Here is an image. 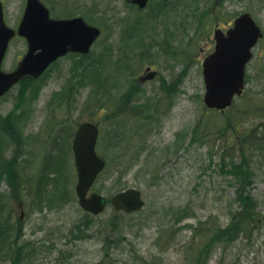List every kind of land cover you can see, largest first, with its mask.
I'll use <instances>...</instances> for the list:
<instances>
[{"label": "rangeland", "instance_id": "374dc122", "mask_svg": "<svg viewBox=\"0 0 264 264\" xmlns=\"http://www.w3.org/2000/svg\"><path fill=\"white\" fill-rule=\"evenodd\" d=\"M23 1H7L10 25ZM50 3L58 13L65 5L80 3L79 11L89 6L86 0ZM161 4L151 0L150 9L138 12L123 0H95L97 14L87 17L103 33L93 53L62 57L40 78L23 80L0 98V225L7 228L0 230V264H188L191 225L225 228L229 222L238 182L226 173L230 146L223 145L232 139L218 134L226 114L204 103L202 60L213 49L216 25L227 28L244 11L264 29V0H174L162 13L152 12ZM145 14L147 27L126 47ZM139 35L164 37L167 52L138 48L149 42ZM22 46L12 41L7 65ZM254 53L245 92L235 102L252 116L264 107V38ZM152 60L158 77L139 85L135 78ZM85 120L99 125L97 148L108 161L92 190L110 198L139 188L142 210L126 214L109 203L93 215L79 206L72 140ZM253 166L251 190L262 201L264 157ZM39 181L40 192L28 196L29 182ZM55 181L61 193L44 195ZM52 197L53 206L40 210L45 204L39 200ZM211 253L206 264H264V226L249 241L240 238L225 249L218 244Z\"/></svg>", "mask_w": 264, "mask_h": 264}, {"label": "water", "instance_id": "95a60500", "mask_svg": "<svg viewBox=\"0 0 264 264\" xmlns=\"http://www.w3.org/2000/svg\"><path fill=\"white\" fill-rule=\"evenodd\" d=\"M133 1L143 7L148 0ZM100 32L98 27L88 25L79 17L68 20L50 18L49 11L39 0H28L23 20L14 30L4 21L0 7V96L26 76L39 77L51 62L68 51L88 52ZM16 33L27 38L29 50L13 71L4 72L1 69L2 60L9 41ZM262 36V29L249 12L239 15L226 33L220 28L215 30V50L203 63L204 102L209 108L224 111L232 105L236 96L242 94L247 63L253 56L252 47ZM153 76L154 73H150L143 79ZM98 134L96 124L84 122L73 140L79 204L94 214L102 212L107 204L104 195L96 191L88 194L105 166V160L95 149ZM111 203L117 210L132 212L142 208L145 202L139 189L129 188L116 193Z\"/></svg>", "mask_w": 264, "mask_h": 264}, {"label": "trees", "instance_id": "16d2710c", "mask_svg": "<svg viewBox=\"0 0 264 264\" xmlns=\"http://www.w3.org/2000/svg\"><path fill=\"white\" fill-rule=\"evenodd\" d=\"M228 111L224 117V125L220 127L218 134L219 136L229 134L232 139H230L231 144L227 142V144L223 145L230 146V149L226 150L228 157H223V159L228 160L225 167L226 173L233 175L238 182L235 191V203L230 209L229 222L225 228L214 223L207 225L205 222H199L196 226L191 225V228H193V245L195 244V246L189 247V251L192 249V252L189 255V261L187 260L188 264H206L209 257L211 258V256L207 258L209 252L212 251L213 253L218 244H221L225 249L233 246L240 238L249 241L264 226V196L261 201L253 195L251 190L255 183L254 159L256 157H264V107L262 111L256 108L255 111L260 114L259 116H257L258 114L255 111L253 112V116L261 120L258 123L248 121V119H253V116L250 115L252 110L248 111L245 109L242 111L237 105H233ZM230 111H232L231 114H229ZM29 184L28 196L34 193V189L36 193L40 192L38 190L40 181L38 184H31L30 182ZM48 188L46 191L43 190L44 195L48 194V196H51L61 193L58 181L51 183ZM53 199L56 198L39 200L45 204L40 207V210L51 208L52 204H54L53 202H55ZM0 230L4 233L7 228L2 224L0 225ZM15 238L14 243L17 245L18 232L15 234ZM19 257L20 253L16 254L15 260H19ZM218 264H221V259Z\"/></svg>", "mask_w": 264, "mask_h": 264}, {"label": "flooded vegetation", "instance_id": "af4514ba", "mask_svg": "<svg viewBox=\"0 0 264 264\" xmlns=\"http://www.w3.org/2000/svg\"><path fill=\"white\" fill-rule=\"evenodd\" d=\"M7 1L8 0H0V7H1V10L3 11L4 19H5L6 22L8 20ZM27 1L28 0H24L23 3L21 4L22 7H20V11H21L20 16L18 18H16V21L14 22V24L10 25L7 22L10 26H12V27H14L16 29L18 28L19 24L22 22V16H23L24 9H25ZM40 1L46 6V8L48 9L49 14H50V16L52 18L73 19V18H78L79 17V18H82L88 24L97 26V24L93 23V21L87 17V15H91L92 16L94 14H97V8L95 7L96 6L95 5V0H86V2H88L89 6L84 8L83 10H80V11H79V9L82 7V5L80 3L74 5V8H71L70 6L65 5V3H64V5L66 6V9L64 7L61 13H58L52 7V5L50 3V0H40ZM81 1H83V0H81ZM47 2L49 3V5H48ZM150 2H151V0L148 1L149 4H150ZM123 3L127 4L128 6H130L132 8H135V9L138 8V5L134 4L132 0H123ZM165 4H167V3H165ZM152 7L156 8V5H154V6L152 5ZM146 16L147 15H145L144 17H141L139 19V23L134 25V27L136 29L135 30H131L129 32L128 38L126 40V42L128 43L127 45H125L126 47H128V48L132 47L131 44H130L131 40H135L136 39L135 36H137V32L139 34V32L144 31V29L147 27L148 23H146L147 22V17ZM117 22L118 21H115V23H117ZM101 30L103 31V29H101ZM140 37H145L146 39L149 40V42H139L138 43V45H139L138 48H140V49H149L150 51L152 49V53L150 52L151 54H155V52H153V50H155V49H156L157 52L158 51H160L161 53L167 52V49H164V47H163V45H164V37L159 36L158 38H151L150 35H146V36L139 35V38ZM16 39L21 40L22 43H23V46H22L21 51L17 54L15 61L12 62L9 65H7V63H6V60L8 58V55H7L6 60L4 62V68L7 69V70L15 69L16 66L18 65L19 61L23 58L24 54L27 52V50L29 48L27 39L25 37H23V36L18 35V34H16L14 36V38H12L9 47L11 46L12 41H14ZM97 41H98V39H96L94 41V43L91 46L90 52L88 54H92L93 53V48L95 47V44H96ZM113 48L115 49L114 50L115 52H116V50L118 51V49H120V47H118V46L116 47L115 44H114V47H112V49ZM157 48H159V50ZM112 49L109 48L107 50H112ZM88 54H83V53H78V52H69L65 56H73V55L84 56V55H88ZM154 62L155 61L152 60V63L149 66H147V68L141 74H139V76L137 78H135L138 81L137 83H139V85L140 84L141 85H145L147 83H150L155 78L158 77L159 71H158V69H156V67L154 65ZM152 72H155L153 79L152 78L150 80L142 79V77H146ZM85 121H88V120H85Z\"/></svg>", "mask_w": 264, "mask_h": 264}]
</instances>
